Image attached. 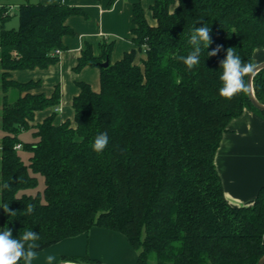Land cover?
<instances>
[{"label": "trees", "instance_id": "16d2710c", "mask_svg": "<svg viewBox=\"0 0 264 264\" xmlns=\"http://www.w3.org/2000/svg\"><path fill=\"white\" fill-rule=\"evenodd\" d=\"M7 1L0 7V206L16 215L0 207V231L9 228L18 238L32 230L40 251L103 227L126 236L137 264H257L264 254V186L252 204H232L215 156L234 117L245 108L264 115L249 94L219 95L226 49L254 64L255 51L264 50V0H155V24L134 4L137 49L103 67L111 45L103 60L88 47L76 68L98 65L100 89L79 81L74 118L61 123L59 84L47 95L39 91L41 80L18 81L11 71L55 63L56 50L66 47L63 37L72 33L67 19L83 11L20 0L10 14L14 0ZM14 15L18 27L8 28ZM203 23L212 43L189 71L176 57L192 51L190 35ZM217 45L221 51L208 57ZM253 89L264 103V68L254 75ZM47 108L53 111L36 122ZM28 130L33 139L26 142L20 135ZM103 132L109 143L96 153L91 145ZM18 143L31 151L28 162ZM38 173L45 178L43 195L25 192L37 185Z\"/></svg>", "mask_w": 264, "mask_h": 264}, {"label": "crops", "instance_id": "0c3cea01", "mask_svg": "<svg viewBox=\"0 0 264 264\" xmlns=\"http://www.w3.org/2000/svg\"><path fill=\"white\" fill-rule=\"evenodd\" d=\"M37 1L63 3L78 7L83 11V13L72 15L67 19L72 33L63 37L66 47L58 53V60L55 63L45 68L35 67L11 71L12 77L18 81L41 80L42 87L39 91L47 95H50L55 89V85L59 84L61 99L57 109L56 122L61 123L66 119L73 120L74 118L72 103L74 97L80 92L79 81L88 82L96 91L101 86V70L98 65L87 64L80 69L76 68L83 52L91 47L93 55L103 60V49L111 45L110 62H115L121 59L127 51L137 49V45L133 41L134 4L140 3L147 20L151 24H155L151 9L155 0H115L110 6L108 5L109 0ZM1 2L5 1L1 0ZM19 2L20 0H14L10 7L14 9ZM141 56L142 53L138 52L137 62ZM52 111L53 108H47L37 112L36 122L42 121ZM215 163L227 199L235 205L252 204L258 191L264 186V115L252 108H245L239 116L234 117L223 134L215 156ZM106 231L120 235L127 245L132 247L121 232L103 227H93L89 232L102 238V234L105 235ZM89 232L63 239L43 250L36 251L37 255L32 264H48L46 258L51 255L50 251L54 246ZM59 255L61 260L67 256H75L74 253L62 251ZM95 260L103 262L101 259L96 258ZM135 260V264H137L138 254ZM57 261L59 260L56 258L53 262ZM22 264H24L23 261Z\"/></svg>", "mask_w": 264, "mask_h": 264}, {"label": "clouds", "instance_id": "9594fccd", "mask_svg": "<svg viewBox=\"0 0 264 264\" xmlns=\"http://www.w3.org/2000/svg\"><path fill=\"white\" fill-rule=\"evenodd\" d=\"M201 22V21H200ZM211 28L203 23L201 27H194L189 43L192 45V51L187 56H177L176 59L182 62L189 71L200 64V56L202 52L212 43L210 37ZM222 49L221 45H217L215 49L207 52L208 57L216 56ZM220 68L223 70L219 79L222 87L219 89V95L223 98L231 99L237 93L251 94V74L257 68V65L251 62H245L235 51L234 47L226 49V56L220 61ZM248 79H245V78ZM109 143V136L106 132L98 134L91 147L96 153H102ZM8 187V185H4ZM9 216H15L16 212L9 209L5 204L0 206ZM33 206H27V212H33ZM40 239L39 234L32 230H25L18 238L13 237L9 228L0 231V264H19L23 260L24 264H32L36 258V250L40 247L37 241ZM48 264H53L56 259L52 255L47 256ZM59 264H73L71 260H61Z\"/></svg>", "mask_w": 264, "mask_h": 264}, {"label": "rangeland", "instance_id": "374dc122", "mask_svg": "<svg viewBox=\"0 0 264 264\" xmlns=\"http://www.w3.org/2000/svg\"><path fill=\"white\" fill-rule=\"evenodd\" d=\"M5 2L7 0H4ZM2 3V4H1ZM7 3L1 2L0 0V7L1 5H4ZM17 6H15L14 9L9 7L10 14L16 13ZM7 10V9H6ZM18 16L14 15L13 18L6 24L8 28L11 27H18ZM143 57V56H142ZM264 60V50L263 49H257L255 51V63H259ZM1 134V132H0ZM21 139L23 141H32L33 135L32 131H24L21 133ZM19 153L23 160L25 162H28L29 157L31 155V151L26 148L19 149ZM38 178V183L35 187L29 188L27 190H24L25 192L29 194H38L41 193L43 195L44 189H45V178L41 174H36ZM115 233H111L109 231H106L105 235L102 234V238H98L92 233H87L81 237L75 238V239H68V241H65L61 245H56L52 249L51 255L56 257L60 262L61 256L59 253L62 251L64 253H74L75 257H77L78 260L82 261L84 257H93L97 259H101L103 263L108 264H135V258L138 254L136 249H133L127 243L122 239L120 235H117ZM116 236V238H115ZM96 238V239H95ZM100 239V241H98ZM95 240V241H94ZM103 240V241H101ZM60 251V252H56ZM56 253V254H55ZM58 255V256H57ZM134 259V260H133ZM57 262H53V264H56ZM154 264V262H152Z\"/></svg>", "mask_w": 264, "mask_h": 264}, {"label": "water", "instance_id": "95a60500", "mask_svg": "<svg viewBox=\"0 0 264 264\" xmlns=\"http://www.w3.org/2000/svg\"><path fill=\"white\" fill-rule=\"evenodd\" d=\"M109 63H110L109 58H107L105 61L99 62V65L103 66V67H106V66L109 65ZM256 65H257V68H256L255 72L253 74H251V85H252V90L253 91H252L251 94H249V98H250L252 104L256 108L264 111V103L260 102L257 99V97L255 96V93H254V89H253V77L259 70L264 68V60L259 62V63H256ZM56 264H59V262H57ZM73 264H107V263H103V262H83V263H73ZM257 264H264V254L259 258Z\"/></svg>", "mask_w": 264, "mask_h": 264}, {"label": "built area", "instance_id": "2783aa9c", "mask_svg": "<svg viewBox=\"0 0 264 264\" xmlns=\"http://www.w3.org/2000/svg\"><path fill=\"white\" fill-rule=\"evenodd\" d=\"M60 51H61V50L58 49V50H56V53H59ZM16 147H17V148H21V147H22V144H21V143H18V144L16 145Z\"/></svg>", "mask_w": 264, "mask_h": 264}]
</instances>
